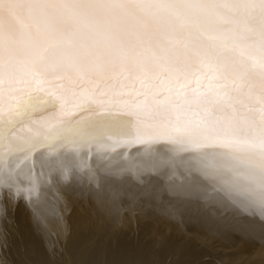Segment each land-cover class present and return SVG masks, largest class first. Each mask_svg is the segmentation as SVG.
I'll list each match as a JSON object with an SVG mask.
<instances>
[{"label":"snow or ice","instance_id":"snow-or-ice-1","mask_svg":"<svg viewBox=\"0 0 264 264\" xmlns=\"http://www.w3.org/2000/svg\"><path fill=\"white\" fill-rule=\"evenodd\" d=\"M42 105L59 108L46 125ZM85 113L99 119L73 123ZM90 126L142 146L129 169L181 156L217 201L264 221V0H0V198L34 188L3 171L20 144L34 168L41 144L84 147L59 141Z\"/></svg>","mask_w":264,"mask_h":264},{"label":"bare ground","instance_id":"bare-ground-1","mask_svg":"<svg viewBox=\"0 0 264 264\" xmlns=\"http://www.w3.org/2000/svg\"><path fill=\"white\" fill-rule=\"evenodd\" d=\"M58 112L59 108L42 105L33 113V119L46 125L50 123L47 118ZM82 118L99 119L85 113L84 117L74 115L73 123ZM104 140L108 143H102ZM66 144L86 146L49 151L41 144L34 153V168L26 163L33 153L23 144L4 159L5 173L15 168L21 173L15 182L34 188L14 189L16 198L12 200L0 198V264H132L126 253L133 247L132 242L127 243L120 237L136 227L142 215L167 225L164 228L172 235L192 234L188 240L203 235L212 250L209 258L202 261L207 254L193 258L190 253L186 255V250L182 253L184 250L176 249L168 256L169 261L162 254L153 253L155 247L149 250L151 242L149 246L137 247V250L145 247L143 253H138L144 264H264V221L217 201L215 190L205 191L200 187L202 182H207L204 177L196 170L189 173L180 166L181 156L176 157L175 167L137 172L127 166L131 155L142 146L127 140H109L96 126H90L83 134H66L59 146ZM103 229L110 241H118L120 253H113L116 247L109 240L104 238L109 242L103 245L96 241L98 235H103ZM217 242L218 253L214 248Z\"/></svg>","mask_w":264,"mask_h":264},{"label":"rangeland","instance_id":"rangeland-1","mask_svg":"<svg viewBox=\"0 0 264 264\" xmlns=\"http://www.w3.org/2000/svg\"><path fill=\"white\" fill-rule=\"evenodd\" d=\"M140 212L141 210H137L136 212ZM144 216L142 215V218H141V221L139 222V223H137V225H136V227H134L132 230H129L130 231V233H129V231L127 232V234H126V236L124 235L123 237L121 236L120 238L122 239V240H124L125 242H132V243H130V244H132L133 245V247L132 248H130V250L128 249L127 251H126V253H129V256L131 257V260H132V264H144L143 262V257H140V256H138V253L139 252H144V250H145V247L144 248H138V250H137V247L139 246V245H142V244H148L147 246H149L150 244H151V242H153L148 248H149V250H152L153 251V249H154V251H153V253L156 251V253H160V255L162 254V257L164 258H167V260H169L170 261V259H169V257H171L172 256V254L174 253V251L176 250V249H181V251H183L184 250V252H182V253H185V250H186V255H189V253H190V257H193V258H195V257H197V258H200V256L201 255H203L204 256V254L203 253H205V254H207L208 255V253H212V252H210V251H212V250H210L211 248H210V246L209 245H207V240H206V237L205 236H203V235H195V237H193L192 239H186V238H189V236H191L192 234H185V236L186 237H184V235H182V237L180 236L181 234H178L179 236H176L177 234L176 233H174L173 235H172V233H169L170 231H169V229H165L164 228V226H167V225H162L159 221H153V220H150V219H147L146 217H144ZM145 223V226H143V224L142 223ZM157 223V224H156ZM159 224V225H158ZM141 227H140V226ZM161 225V226H160ZM158 226H160V227H158ZM163 226V227H162ZM139 228V229H138ZM162 228H164V229H162ZM104 230V232L102 233L103 235L101 236L100 235V237H99V235H98V237H97V240L96 241H99L98 243H101V244H99V245H103V244H105V243H107L108 244V242L110 241V239L111 238H109V236L107 235V233H106V231H105V229H103ZM109 230V229H108ZM107 230V231H108ZM162 230H164V231H162ZM143 231H144V233H143ZM149 231V232H148ZM158 231V232H157ZM167 231H169V232H167ZM108 233H111V232H108ZM129 233V234H128ZM133 233V234H132ZM140 233V234H139ZM148 233V234H147ZM154 233V234H153ZM165 233V234H164ZM169 234V235H168ZM132 235V236H131ZM143 235V236H142ZM152 235H154V236H152ZM157 235H160V236H157ZM162 235V236H161ZM139 236H141V237H139ZM149 236V237H148ZM176 236V237H175ZM125 237V238H124ZM126 237H127V239H126ZM138 237V238H137ZM144 237V238H143ZM154 237V238H153ZM163 237V238H162ZM166 239H165V238ZM177 237H180V238H177ZM198 237V238H197ZM103 240H102V239ZM106 240H109V241H106ZM109 238V239H108ZM141 238H143V239H141ZM153 238V239H152ZM160 238H162V241L163 242H161V239ZM176 238H177V240H176ZM205 238V239H204ZM131 241H130V240ZM152 239V240H151ZM160 240V242H159V240ZM193 239H195V241H193ZM101 240L103 241V242H101ZM121 240V241H122ZM128 240V241H127ZM137 241V243H136V241ZM141 240L143 241V242H141ZM146 240V241H145ZM151 240V241H150ZM156 240V241H155ZM175 240V241H174ZM202 240V241H201ZM115 241V242H114ZM134 241V242H133ZM166 241V242H165ZM167 241H170V243L168 242L167 243ZM177 241V242H176ZM139 242H141V243H139ZM144 242H146V243H144ZM158 242V243H157ZM172 242V243H171ZM183 242V243H182ZM188 243V245L189 246H186L187 245V243ZM198 244H197V243ZM199 242H201V243H199ZM110 245L111 246H114V248H115V250H114V248H113V253H120L121 251H122V249L121 248H117L118 246H117V244H118V241L116 240V239H114L113 240V242L112 241H110ZM116 243V246L114 245ZM134 243V244H133ZM150 243V244H149ZM161 243H165L164 245L163 244H161ZM173 243H175V245H173ZM179 243L181 244V245H179ZM191 243L193 244V245H195L196 246V248L195 247H193V245H191ZM203 243V244H202ZM158 244V245H157ZM169 244V245H168ZM171 244V245H170ZM201 244V245H200ZM218 244V245H217ZM217 244L215 243L214 245H216V246H214V248L216 247V252L218 253V246H219V243L217 242ZM155 245V246H154ZM164 246V248H162L163 246ZM166 245H168V247L166 246ZM203 245V246H202ZM205 245L207 246V248L205 247ZM136 246V247H135ZM157 246V247H156ZM158 246H160V247H158ZM169 246H170V249H169ZM199 246V247H198ZM208 246H209V248H208ZM153 247H155V248H153ZM165 247H167L168 249H165ZM179 247V248H178ZM185 247H187V249L185 248ZM188 247H189V249H190V251H189V249H188ZM205 247V248H204ZM151 248V249H150ZM153 248V249H152ZM199 248V250H197ZM200 248H202V249H200ZM204 248V249H203ZM142 249V250H141ZM157 249V250H156ZM163 251H162V250ZM165 249V250H164ZM209 249V250H208ZM194 250H195V252L196 253H194L193 254V252H194ZM201 250V251H200ZM208 250V251H207ZM138 251V252H137ZM159 251V252H158ZM167 251V252H166ZM187 251H188V254H187ZM199 252V254H198V252ZM204 251V252H203ZM162 252V253H161ZM169 252V253H168ZM125 253V252H124ZM165 253H167L166 254V256H165ZM192 253V254H191ZM217 253H214V255L216 256V257H218L219 255L217 254ZM198 254V255H197ZM191 255H194V256H191ZM204 256V260L201 258V260L202 261H206V257H208L209 258V255L208 256ZM169 256V257H168ZM207 258V259H208ZM181 260V259H180ZM179 260V261H180ZM183 260V259H182ZM181 260V261H182ZM139 262V263H138ZM36 264H38V262L36 263ZM129 264V263H128ZM130 264H131V262H130Z\"/></svg>","mask_w":264,"mask_h":264}]
</instances>
